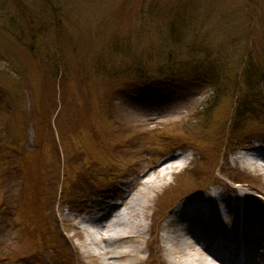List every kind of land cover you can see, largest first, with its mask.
<instances>
[{
	"label": "rangeland",
	"instance_id": "obj_1",
	"mask_svg": "<svg viewBox=\"0 0 264 264\" xmlns=\"http://www.w3.org/2000/svg\"><path fill=\"white\" fill-rule=\"evenodd\" d=\"M262 59L264 0H0V153L11 156L8 164L0 157V219L21 223L0 225L2 264H100L83 252L89 206L119 204L102 196L119 186L155 183L171 155L187 158L145 203L135 264H170L161 249L168 214L157 218L214 179L209 186L238 182L251 205L264 202V172L237 160L246 147L264 150L263 109L240 100L247 65ZM261 69L264 95V62ZM162 73L176 78L169 89L147 82L128 91L137 74L159 83ZM236 111L246 125L233 135L226 130ZM194 124H204L199 137ZM160 131L190 138L163 158Z\"/></svg>",
	"mask_w": 264,
	"mask_h": 264
},
{
	"label": "bare ground",
	"instance_id": "obj_2",
	"mask_svg": "<svg viewBox=\"0 0 264 264\" xmlns=\"http://www.w3.org/2000/svg\"><path fill=\"white\" fill-rule=\"evenodd\" d=\"M186 158V154L182 153L165 159L159 166L161 178L155 183L140 181L136 185L134 182L127 184V189L114 188L103 194L104 198L111 195L121 201L119 204L107 205L106 201H102L97 205L100 215L86 222L82 242L84 254L96 258L100 264L138 263L142 249L137 238L142 234L141 230L145 229V203L150 200L153 192L163 186L169 172L177 167L183 169ZM237 160L243 167L264 172V154L261 150L249 147ZM237 191V187L230 186L225 194L216 189H209L196 196L185 194L187 197L176 204L165 219L166 229L161 249L170 264H264V202L249 205L245 201L240 208V204H232L226 197L232 194L238 199ZM246 196L242 193L243 198ZM163 204L164 201H159V207L162 208ZM138 205H141L140 212L136 210ZM92 210L93 206L90 212ZM240 212L241 220L238 217ZM10 216L4 215L0 225L10 230L17 229L16 220H10ZM109 231L114 233L108 235ZM95 233L100 236L99 240L91 236ZM135 242L138 243L135 245ZM6 257L0 256V264ZM14 260L21 262L22 257L17 256Z\"/></svg>",
	"mask_w": 264,
	"mask_h": 264
},
{
	"label": "trees",
	"instance_id": "obj_3",
	"mask_svg": "<svg viewBox=\"0 0 264 264\" xmlns=\"http://www.w3.org/2000/svg\"><path fill=\"white\" fill-rule=\"evenodd\" d=\"M263 62H264V59H262L260 61V66H258V67L255 66L254 63L253 64L249 63L247 65L246 71H245V77H246V79H245V87L246 88H245V92H241L242 95H240V100H241L242 103L243 102L244 103L247 102L248 104L253 106V108L257 105L258 108L263 109L262 112L264 113V99H263L264 95H263V91H261V90H263V88H261V90H260L259 85H258V80L256 79L257 73H259L260 70H263V69H261ZM164 75H168V77L166 79H162V82L156 83L157 80H154L153 78H148L145 74H137V76L132 80L133 83L130 82V86L127 85V88L130 89L128 91L129 92L130 91L133 92V91H139V90L145 89L146 86L148 85L147 82H149V84L151 86H156V87L161 88V89H164L165 87H171V85L176 80V78L174 77V74H167V73H162L161 74L162 77ZM185 77H188V76H185ZM185 77H183V78H185ZM260 79L263 80L264 77H261ZM165 89H169V88H165ZM121 92H123V90H121ZM228 93H230V92H228L227 90H224V92L223 91L221 92V95L225 94V96H226V95H228ZM230 96H232V93H231ZM236 98H238L237 99V102H238L239 101V96H237ZM240 107H241V104H240ZM252 112H253V110H252ZM205 113L207 114V116H209V109L205 110ZM240 113H242V111H240ZM202 117L205 119L206 116L202 115ZM232 119H233V121L231 122L229 128H227L226 132L227 133H231L233 135H236V134L240 133V131L245 127L246 121L244 122L243 115L239 116L237 111L233 114V118ZM242 121L244 123H242ZM260 121L264 122V116H263V118ZM89 123H90V121L87 120V121L81 122V124H80V122L78 124L76 122V123H74V125H76L75 127H77L79 125H82V126H84L83 128H87V127L90 126ZM258 123H260V122H258ZM205 127H206V124H205ZM189 128H190L189 129L190 134L193 131L198 130V134H197L196 137H199L200 131L204 129V124H194V125L190 126ZM89 131H91V134L95 136L94 132L90 128H89ZM156 137L158 138V140L161 143L165 141V143L162 146H160L158 149H156V152L158 154H160V155L162 153H166V152H169L171 150H174L175 148L176 149L180 148L181 147L180 146L181 145V141H183L181 138H190V137L181 136V135H179L177 137V136H175L173 134H170L168 136V135H166V133L164 131L158 132V134H156ZM50 138L54 140L53 136L52 137L50 136ZM249 138L250 137L248 135L246 138H244V137L241 138L239 140L240 142L239 141L238 142L239 143H246ZM200 139L199 138H192V139L184 141V143L185 144H191V145L199 146L200 142L203 141V139L207 140V137H203V138H200ZM239 143H237L234 146L239 145ZM7 146H11V143L7 142L5 144V147H7ZM40 148H41V146L39 144V149L37 148L38 151L40 150ZM218 148H219V146L217 144H211V143H207V144L205 143L204 146L202 147V149L204 151H206V152H208L210 154H214L215 152L219 153ZM4 149L6 150V148H4ZM6 151H2V153H0V157L1 156L4 157V158L6 157V160H4V161L8 160L7 163L3 162L4 164H8L9 163V157H11V156L8 155L9 153L8 154L5 153ZM206 169H209V168L206 167ZM47 171L51 172L52 170H46V171H44V174ZM39 174H40V172H39ZM104 178L107 179V176H105ZM97 179L98 178H95L94 180H97ZM64 195H65V192H64ZM25 197H27V196L25 195ZM42 222H43V224L46 225L44 219H42ZM46 227H47V225H46ZM43 235L44 234H42L41 238L44 240V236ZM33 256H35L34 253H33Z\"/></svg>",
	"mask_w": 264,
	"mask_h": 264
}]
</instances>
